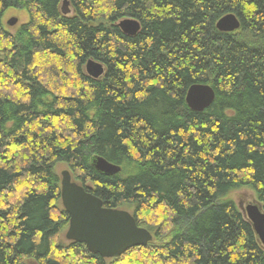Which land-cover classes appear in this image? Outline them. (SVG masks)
<instances>
[{
  "label": "trees",
  "instance_id": "1",
  "mask_svg": "<svg viewBox=\"0 0 264 264\" xmlns=\"http://www.w3.org/2000/svg\"><path fill=\"white\" fill-rule=\"evenodd\" d=\"M62 1L0 0V264H264L228 198L246 187L264 210V0H66L68 15ZM12 11L26 16L15 34ZM226 14L238 29H216ZM192 84L215 93L202 112ZM59 163L151 242L108 263L62 240Z\"/></svg>",
  "mask_w": 264,
  "mask_h": 264
},
{
  "label": "water",
  "instance_id": "2",
  "mask_svg": "<svg viewBox=\"0 0 264 264\" xmlns=\"http://www.w3.org/2000/svg\"><path fill=\"white\" fill-rule=\"evenodd\" d=\"M68 2L63 0L61 12L68 13ZM17 17L7 20L8 26H14ZM119 29L126 35H135L140 28L139 23L131 18H125L117 23ZM221 32H232L239 28V21L234 14H226L215 25ZM86 73L92 78H98L104 73L101 64L88 61ZM215 97L211 86L207 84H192L185 95L186 105L193 111L202 112L208 108ZM91 165L104 175H113L120 168L109 163L101 156H94ZM61 204L69 217L65 239L83 244L86 250L104 259L118 258L128 249L146 246L152 240V234L144 227L137 225L135 218L125 210L103 207L102 201L88 192L83 186L72 180L68 170L60 173ZM242 212L251 224L260 245L264 248V210L255 203H247Z\"/></svg>",
  "mask_w": 264,
  "mask_h": 264
},
{
  "label": "rangeland",
  "instance_id": "3",
  "mask_svg": "<svg viewBox=\"0 0 264 264\" xmlns=\"http://www.w3.org/2000/svg\"><path fill=\"white\" fill-rule=\"evenodd\" d=\"M10 17H17L18 19V22L14 25V26H8L6 25V21L10 18ZM26 21V16L21 13H17V12H8V14L4 17L3 19V22H4V29L5 31H7L8 33H11V34H15V32L17 31L18 27L20 25H22V23H24ZM0 48H2L0 46ZM68 168L64 165V164H57L56 167H55V172L57 173V175L59 176V179H61V176H60V173L61 171L63 170H67ZM72 179L74 180L73 176L71 175ZM75 181V180H74ZM89 184H86L85 186H87ZM228 198L229 199H232L236 206L238 207V209L243 212L244 211V206L251 202V203H255V204H258L260 205L255 196H254V193L249 189V188H246V187H243V188H239V189H236L234 191H232L229 195H228ZM120 209H123L125 211H128L129 213H132V209L130 208H120ZM67 228L61 233L60 235V238L62 240H65L66 242H69L65 239L64 235H65V232H66ZM108 263H109V259L106 260ZM28 264H35V263H28Z\"/></svg>",
  "mask_w": 264,
  "mask_h": 264
},
{
  "label": "bare ground",
  "instance_id": "4",
  "mask_svg": "<svg viewBox=\"0 0 264 264\" xmlns=\"http://www.w3.org/2000/svg\"><path fill=\"white\" fill-rule=\"evenodd\" d=\"M62 3H63V1L61 2V5H60V10H61V7H62ZM68 7V6H67ZM68 10H69V8H68ZM62 13V12H61ZM70 13V11H68V13H66V14H63V15H68ZM7 22V21H6ZM6 25H7V23H6ZM86 72V71H85ZM88 75V74H87ZM89 76V75H88ZM102 76V75H101ZM90 77V76H89ZM92 78V77H91ZM95 79V78H94ZM116 174V173H115ZM61 176V175H60ZM258 205V204H257ZM259 207H261L262 208V206L261 205H258ZM120 210H123V209H120ZM68 219H69V217H68ZM68 223H69V220H68ZM139 226V225H138ZM141 227V226H140ZM67 229H68V227H67ZM67 231V230H66ZM66 233V232H65ZM64 237H65V235H64ZM68 241V240H67ZM69 242H72V241H69ZM112 259H114V258H112Z\"/></svg>",
  "mask_w": 264,
  "mask_h": 264
}]
</instances>
